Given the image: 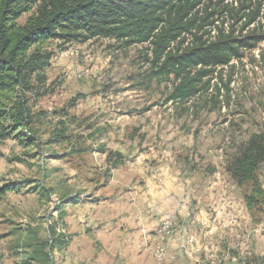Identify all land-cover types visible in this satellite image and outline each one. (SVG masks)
<instances>
[{"label":"rangeland","instance_id":"rangeland-1","mask_svg":"<svg viewBox=\"0 0 264 264\" xmlns=\"http://www.w3.org/2000/svg\"><path fill=\"white\" fill-rule=\"evenodd\" d=\"M259 1L260 17L243 34L264 30ZM43 49L52 56L34 101L45 112L35 124L37 146L0 143V184L20 186L0 196V264H107V213L111 224L132 223L121 229L136 250L147 244L155 264L166 261L150 251L168 214L160 243L174 230L179 250L193 236L194 252L180 250L176 264H245L264 253V195L251 210L244 200L253 181L264 190V161L243 184L227 172L250 135L264 133V41L184 103L166 101L172 77L150 74L146 44L52 40ZM57 131L66 139L49 143ZM54 239L46 260L40 242Z\"/></svg>","mask_w":264,"mask_h":264},{"label":"trees","instance_id":"trees-1","mask_svg":"<svg viewBox=\"0 0 264 264\" xmlns=\"http://www.w3.org/2000/svg\"><path fill=\"white\" fill-rule=\"evenodd\" d=\"M234 1L236 6L228 0H0V143L15 138L24 148L37 146L35 124L45 112L35 111L34 101L52 56L43 49L48 41L111 38L124 46L146 44L150 74L158 80L172 77L166 101L184 103L206 91L217 70L264 41V30L243 34L260 17V1ZM65 139L63 131H57L48 142ZM263 161L264 133H253L228 163L227 172L237 184L253 181ZM19 191L15 183L0 184V196ZM44 191L50 195L52 188ZM263 195L253 181L251 194L244 196L247 209ZM57 241L40 242L49 252L39 254L48 260ZM245 264H264V253Z\"/></svg>","mask_w":264,"mask_h":264},{"label":"crops","instance_id":"crops-1","mask_svg":"<svg viewBox=\"0 0 264 264\" xmlns=\"http://www.w3.org/2000/svg\"><path fill=\"white\" fill-rule=\"evenodd\" d=\"M111 219L112 218H110V215L107 213V254H108L107 264H116L117 260L120 261L119 264H155L152 258L146 259L147 252H149L147 249L148 246L146 247L147 244L142 245L141 249L136 250L135 249L136 247L134 245V240L133 238H131L132 236L128 235L129 234L128 230L121 229L122 227L131 225L132 223H128V221L120 219L119 223L111 224L109 223ZM174 234L175 233L173 230L168 236V238L165 239L164 243H160L158 241V237L155 231L154 234L156 237L155 248L153 247L150 252H152V254L155 255L157 260L159 261L164 258L166 260L164 261L165 262L164 264H167L168 258H172L169 264H176L174 261L175 259L173 260V258H175L174 257L175 254L177 256L180 250L185 253L184 255L194 252V249L192 247V243H193L192 235L186 237V239L182 241V243L180 244L179 247L180 249L177 250L176 245L174 244L176 240V238H174L175 237ZM189 239L192 240V242L191 241L189 242ZM170 240H172V242H170ZM112 241L114 242L113 244H111ZM168 243L170 245L169 248H172V250L168 248ZM87 246H89L88 243H86L85 245H78L76 247V251L83 252L86 250Z\"/></svg>","mask_w":264,"mask_h":264},{"label":"bare ground","instance_id":"bare-ground-1","mask_svg":"<svg viewBox=\"0 0 264 264\" xmlns=\"http://www.w3.org/2000/svg\"><path fill=\"white\" fill-rule=\"evenodd\" d=\"M171 222L170 221H167V220H165V222H164V228L163 229H161V224H160V226L157 228V230H156V234L158 235V238L161 240L163 237H164V235L170 230V228H171Z\"/></svg>","mask_w":264,"mask_h":264},{"label":"built area","instance_id":"built-area-1","mask_svg":"<svg viewBox=\"0 0 264 264\" xmlns=\"http://www.w3.org/2000/svg\"><path fill=\"white\" fill-rule=\"evenodd\" d=\"M172 215H173V214H168V215H165V216L163 217V219L161 220V229L164 228V222H165V220L168 219V218H172Z\"/></svg>","mask_w":264,"mask_h":264}]
</instances>
